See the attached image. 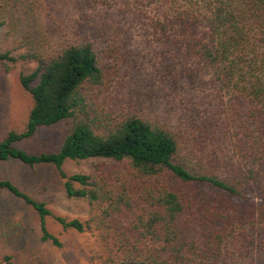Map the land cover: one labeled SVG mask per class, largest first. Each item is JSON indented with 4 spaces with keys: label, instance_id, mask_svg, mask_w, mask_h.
<instances>
[{
    "label": "trees",
    "instance_id": "16d2710c",
    "mask_svg": "<svg viewBox=\"0 0 264 264\" xmlns=\"http://www.w3.org/2000/svg\"><path fill=\"white\" fill-rule=\"evenodd\" d=\"M77 11L65 44L51 47L47 34ZM0 32L28 50L0 43L7 72L36 63L20 74L33 106L0 142V162L55 168L67 198L91 208L86 222L58 216L0 177L44 242L62 247L53 219L97 234L88 264H231L264 245V0H0ZM136 38L184 107L177 127L111 107ZM62 122L57 152L18 146ZM96 160L92 173L64 168Z\"/></svg>",
    "mask_w": 264,
    "mask_h": 264
},
{
    "label": "rangeland",
    "instance_id": "374dc122",
    "mask_svg": "<svg viewBox=\"0 0 264 264\" xmlns=\"http://www.w3.org/2000/svg\"><path fill=\"white\" fill-rule=\"evenodd\" d=\"M75 13L77 14L73 13L75 16L71 20L61 17L62 24L55 26L60 31L55 36L58 37V44L54 45L51 41L56 38L50 33L47 34L51 47L65 44L70 35L66 36V31L71 33L74 26H77L75 19L79 18V12ZM63 35L65 36L61 38ZM133 35L135 37L136 33ZM0 43L4 48L14 50V56L28 52L19 38L5 32H0ZM131 48L130 63L125 66L122 78L113 89L111 107L121 111H137L141 115L177 127L178 122L185 116L182 113L184 107L178 100L174 101L177 94L170 93L169 84L162 82L161 73L156 72L155 69L160 66H153L147 56L149 47L141 45L139 38H136ZM35 67V62L19 60L7 72L0 65V142L10 131L20 132L25 127L33 101L20 83V74L30 73ZM67 128L68 123L62 122L52 128L40 130L35 137L24 140L18 146L31 154L57 152L67 135ZM100 162L70 161L64 168L69 174L92 173L95 165ZM0 177L11 180L36 200L46 202L58 216L84 222L90 217L91 208L88 202L67 198L62 181L56 169L51 166L29 169L9 160L0 162ZM48 227L60 239L61 248L44 242L36 215L10 193L0 190V261L5 256H11L13 264H88L90 251L99 246L96 233L64 231L53 219H49ZM260 247L252 255L239 257L231 264H264V245Z\"/></svg>",
    "mask_w": 264,
    "mask_h": 264
}]
</instances>
